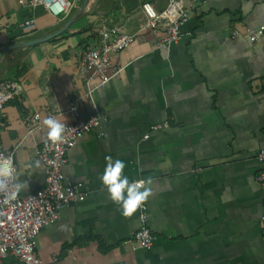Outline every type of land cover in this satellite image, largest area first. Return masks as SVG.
Wrapping results in <instances>:
<instances>
[{
	"label": "crops",
	"instance_id": "0c3cea01",
	"mask_svg": "<svg viewBox=\"0 0 264 264\" xmlns=\"http://www.w3.org/2000/svg\"><path fill=\"white\" fill-rule=\"evenodd\" d=\"M72 1L67 15L54 17L42 6L0 0V51L79 14L60 35L12 49L1 61L0 80L19 85L0 110V143L28 182L20 194L45 184L42 121L54 116L67 126L88 117L93 101L99 107V125L64 167L87 196L41 230L37 255L47 264H264V187L256 178L264 34L251 41L247 32L264 22V0H201L168 49L156 47L162 30L145 26L141 5L150 1L161 11L169 0H89L83 11V0ZM30 18L35 24L24 27ZM104 25L134 38L112 57L123 70L89 97L78 60ZM106 156L125 162L130 181L153 178L150 248L132 241L139 209L125 217L100 180ZM0 264L21 263L9 257Z\"/></svg>",
	"mask_w": 264,
	"mask_h": 264
},
{
	"label": "built area",
	"instance_id": "2783aa9c",
	"mask_svg": "<svg viewBox=\"0 0 264 264\" xmlns=\"http://www.w3.org/2000/svg\"><path fill=\"white\" fill-rule=\"evenodd\" d=\"M19 2L24 6H42L54 17L67 15L74 4L72 0L28 2L19 0ZM201 2L169 0L167 7L161 11L150 1L142 3L141 9L146 18L145 26L162 30L156 43L157 48L168 49L181 38L182 25L190 19L192 12ZM35 22L34 18H30L23 26L30 27ZM247 32L250 40L255 41L259 35L264 34V22L255 30L247 28ZM98 34V43L87 44L78 60L79 69L85 74L86 94L89 97L123 70L124 66L115 65L112 57L128 47L134 38L133 34L117 26L104 25L98 29ZM18 88V83L11 79L0 80V110L16 97ZM92 108L93 112L88 117L67 125L63 142L53 144L48 137L43 141L38 151L45 170L43 187L28 194H20L10 203H3L4 197L0 195V261L13 257L21 264H47L36 253L39 233L45 226L56 222L68 204L81 202L87 196V192L80 184L66 179L64 167L69 152L77 142L100 123L99 107L94 101ZM72 109H76V106ZM34 119L37 120L38 116L35 115ZM0 155L11 156L13 159L12 153L4 150L1 143ZM256 158L262 164L256 178L264 187V148L258 150ZM261 219L264 224V214ZM139 222L140 225L132 239L135 242L134 247L150 248L154 244L155 234L149 225L146 202L139 208Z\"/></svg>",
	"mask_w": 264,
	"mask_h": 264
},
{
	"label": "clouds",
	"instance_id": "9594fccd",
	"mask_svg": "<svg viewBox=\"0 0 264 264\" xmlns=\"http://www.w3.org/2000/svg\"><path fill=\"white\" fill-rule=\"evenodd\" d=\"M42 124L47 128L48 140L51 143H61L65 140L67 128L65 123L60 122L54 116H48ZM105 160L106 166L100 180L106 187L109 198L121 206L122 214L125 217H131L154 195L151 187L153 178L130 181L123 174L126 167L123 160H113L112 156H106ZM20 175L12 157L0 155V195L4 197L3 203L15 200L22 190L29 187L27 180H21Z\"/></svg>",
	"mask_w": 264,
	"mask_h": 264
},
{
	"label": "water",
	"instance_id": "95a60500",
	"mask_svg": "<svg viewBox=\"0 0 264 264\" xmlns=\"http://www.w3.org/2000/svg\"><path fill=\"white\" fill-rule=\"evenodd\" d=\"M89 0H83V4H82V11L85 9V7L87 6ZM81 13V12H80ZM79 15V14H78ZM78 15L70 18L63 27L59 28L56 31H53L47 35H44L42 37H38L35 39H31V40H27V41H22V42H18V43H14L11 45H8L7 47H4L1 51H0V65H1V61L4 57V55L9 52L12 49H16V48H22V47H27V46H31L37 43H41V42H45L48 41L58 35H60L61 33H63L78 17Z\"/></svg>",
	"mask_w": 264,
	"mask_h": 264
}]
</instances>
